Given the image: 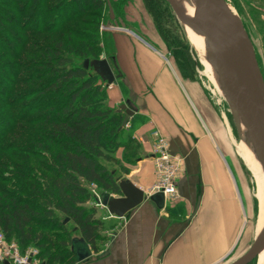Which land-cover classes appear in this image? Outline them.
<instances>
[{"label": "trees", "instance_id": "obj_1", "mask_svg": "<svg viewBox=\"0 0 264 264\" xmlns=\"http://www.w3.org/2000/svg\"><path fill=\"white\" fill-rule=\"evenodd\" d=\"M14 1L26 9L24 0ZM30 1V12L13 20L24 25L21 46L10 54L0 47V59H10L5 72L15 73L5 78L8 86L0 83V231L21 251L37 246L45 264H77L73 239L97 252L106 228L97 210L86 207L94 201L89 187L121 194L107 165H119L124 115L107 106V84L85 67L104 55L99 28L105 3L41 0L46 23L32 25L38 0ZM65 3L77 11H67ZM57 10L70 14L54 21Z\"/></svg>", "mask_w": 264, "mask_h": 264}, {"label": "crops", "instance_id": "obj_2", "mask_svg": "<svg viewBox=\"0 0 264 264\" xmlns=\"http://www.w3.org/2000/svg\"><path fill=\"white\" fill-rule=\"evenodd\" d=\"M131 2L125 17L109 21L122 23L125 18L135 29L107 32L109 55L102 58L115 76V84L107 86L106 104L114 111L126 105L134 113L122 133L138 147L124 175L116 169L124 165L125 147L120 148L115 155L119 165L112 172L118 182L127 180L142 190L144 200L123 218L103 206L94 207L96 217L106 223L103 240L97 252L89 247L91 257L77 264H220L236 239L239 211L229 170L215 146L204 93L165 53L160 31L142 0ZM153 130L166 137L170 154L180 160L176 201L147 196L155 181Z\"/></svg>", "mask_w": 264, "mask_h": 264}, {"label": "rangeland", "instance_id": "obj_3", "mask_svg": "<svg viewBox=\"0 0 264 264\" xmlns=\"http://www.w3.org/2000/svg\"><path fill=\"white\" fill-rule=\"evenodd\" d=\"M226 1L232 10L241 18L244 27L248 32L264 79V0ZM30 2V0H24V5L26 6V9L24 10L23 8L18 9V5L14 0H0V3L3 6L0 11V18L2 19V23L0 24V33L2 32L0 34V47L6 50L9 54L13 53V51L21 46L23 42L22 35H24V25H15L13 20L16 21L24 16V14H27V12H30ZM41 2V0H38L36 4V11L30 17V23L32 25H36L37 22L40 23L41 21L42 25L46 23V21L41 19L40 16ZM142 2L147 12L149 14L151 13L154 25L160 31V40L164 45L165 53L170 55V57H172V61L179 65V69L182 74H189L194 79L198 88L202 89L204 93V105L207 113L210 112L211 114L209 115L208 113L209 122L211 123L210 128L212 126L211 129L214 131V134L212 135L215 139V146L220 154H222L229 170L230 183L233 187L234 203L237 204L239 211L236 222V239L232 244L233 247L230 250L229 255L223 260V262L220 263L232 264L243 256L258 239L257 225L259 222V201L257 198L258 190L255 174L240 154V150L248 148L250 138L248 139L247 128L244 123L237 118L240 126V133H238L236 129V121L227 105L224 94L215 90L214 84L209 78L206 68L199 57V53L188 40L182 24L177 20L167 2L165 0H142ZM104 3L105 8L101 12V15L103 14V20L99 28V37L101 40V47L103 49L105 48L103 50V54L108 56L109 50L104 45L105 34L114 30L113 28H123L129 26L130 28L135 29V25L131 23L134 25L133 26L130 22L125 21V18H121L123 19L122 23H120L119 20H117V22L109 21V18L114 19V16L117 15L118 17H125L124 9H130L127 5L132 3L131 0H116V2L112 3L106 1ZM64 7L67 8V11L68 9H72V13L77 11V8L73 3H65ZM67 11L60 12L57 10L54 13L52 12L53 20H56L57 16L60 15L59 13H62L65 17L68 16L70 11ZM53 24L54 22L49 23V26H52ZM102 27H105V29L101 30ZM17 36L19 38H17ZM7 52L5 53L3 51L1 56L6 55ZM5 59L4 57L0 59V83L8 86L5 78L8 76L7 78L12 79L15 73L13 72L11 74V70L10 72H5V70L8 69L4 67V63L8 60ZM81 61V59H78L77 63L81 64ZM1 78L4 80L1 81ZM2 93L4 94V92ZM216 138H218V140ZM122 139L125 147L124 159L122 161L124 165H120L118 168L113 165H107V167L109 170L116 168L117 171H121L119 172L120 174L124 175L123 173L126 171V168H128L130 164L134 163V159L138 156V147L132 140L124 139V133H122ZM89 189L91 192V186ZM96 190L98 194L101 193L100 189L97 188ZM91 194L94 197L92 192ZM86 207H97L95 205V197L94 201L86 204ZM72 236L79 237L77 232H73ZM6 242L9 245H15L18 250V254L21 257L28 256L32 260L33 264H45V261L40 254L41 251L37 246L29 245L21 251L16 240ZM55 242H57V240ZM256 261L257 259L252 262L256 264ZM252 262L249 264H252ZM65 264L68 263L66 262Z\"/></svg>", "mask_w": 264, "mask_h": 264}, {"label": "water", "instance_id": "obj_4", "mask_svg": "<svg viewBox=\"0 0 264 264\" xmlns=\"http://www.w3.org/2000/svg\"><path fill=\"white\" fill-rule=\"evenodd\" d=\"M177 20L198 30L207 40L217 57L220 69L225 75L224 96L236 121L240 114L250 135L261 147L260 158L264 163V79L258 64L253 43L241 18L232 10L226 0H195L197 9L193 18H188L175 0H165ZM86 68L92 70L107 86L115 84V76L107 59L86 61ZM118 112L124 113L121 129L134 115L126 105ZM121 197L114 198L108 193L101 195V205L110 215L123 218L144 200V193L132 182H119ZM157 196H163L158 194ZM264 249V236L255 241L251 248L232 264H249L256 260ZM71 250L78 263L91 257L89 246L81 238L72 241ZM3 264H10L5 261Z\"/></svg>", "mask_w": 264, "mask_h": 264}, {"label": "bare ground", "instance_id": "obj_5", "mask_svg": "<svg viewBox=\"0 0 264 264\" xmlns=\"http://www.w3.org/2000/svg\"><path fill=\"white\" fill-rule=\"evenodd\" d=\"M175 2L188 18H193L195 16L197 9V3L195 0H175ZM182 26L187 34L188 40L199 53V57L206 68L209 78L214 84L215 90H218L224 94L223 91L226 86L225 75L219 67L217 57L214 54L212 48L208 44L205 37L198 30L187 25ZM237 118L243 122L240 114H237ZM247 135L248 139L250 138L248 142V148L240 150V154L249 168L255 174L258 190L257 198L259 201V222L257 225V233L258 239H261L264 236V163L260 158L261 147L257 142L254 141L248 129ZM256 264H264V249L259 254Z\"/></svg>", "mask_w": 264, "mask_h": 264}, {"label": "built area", "instance_id": "obj_6", "mask_svg": "<svg viewBox=\"0 0 264 264\" xmlns=\"http://www.w3.org/2000/svg\"><path fill=\"white\" fill-rule=\"evenodd\" d=\"M102 27L101 30H104ZM153 140L151 158L154 162L155 181L147 196L162 195L164 199L176 201L178 198L177 184L180 173V160L174 158L168 147L166 137L158 130L151 132ZM97 186L91 185V192L95 197V205H101V193H97ZM8 261L10 264H33L32 260L26 256L21 257L15 245L7 244L5 236L0 232V263Z\"/></svg>", "mask_w": 264, "mask_h": 264}]
</instances>
